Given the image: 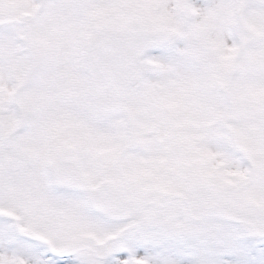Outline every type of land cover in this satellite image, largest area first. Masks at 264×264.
<instances>
[{"label": "snow or ice", "instance_id": "1", "mask_svg": "<svg viewBox=\"0 0 264 264\" xmlns=\"http://www.w3.org/2000/svg\"><path fill=\"white\" fill-rule=\"evenodd\" d=\"M0 264H264V0H0Z\"/></svg>", "mask_w": 264, "mask_h": 264}]
</instances>
